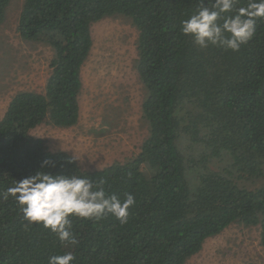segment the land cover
<instances>
[{
	"label": "trees",
	"instance_id": "obj_1",
	"mask_svg": "<svg viewBox=\"0 0 264 264\" xmlns=\"http://www.w3.org/2000/svg\"><path fill=\"white\" fill-rule=\"evenodd\" d=\"M10 1L0 0V25ZM199 6L200 0H24L19 36L49 44L54 55L44 91L18 92L0 119V191L51 158L56 167L44 170L102 178L109 194L132 193L136 205L123 225L111 215L72 218L78 244L64 246L42 224L26 228L15 200L0 197V264H48L51 255L69 251L73 264H186L232 224L260 227L264 247V184L240 183L264 177V21L239 51L202 49L181 32ZM113 15L131 18L138 30L148 136L135 157L88 170L32 130L78 122L91 27ZM217 161L228 165L213 169Z\"/></svg>",
	"mask_w": 264,
	"mask_h": 264
},
{
	"label": "rangeland",
	"instance_id": "obj_2",
	"mask_svg": "<svg viewBox=\"0 0 264 264\" xmlns=\"http://www.w3.org/2000/svg\"><path fill=\"white\" fill-rule=\"evenodd\" d=\"M24 0H11L0 25V119L20 91L42 92L54 55L49 44L22 39L18 22ZM93 46L81 70L80 116L71 127L44 122L32 130L52 150L78 157L82 168L96 170L135 157L148 136L142 104L146 91L139 79L138 30L132 19L113 15L93 23ZM228 164L217 161L213 169ZM248 188L264 184V177L240 180ZM264 264L258 226L232 224L208 238L186 264Z\"/></svg>",
	"mask_w": 264,
	"mask_h": 264
},
{
	"label": "clouds",
	"instance_id": "obj_3",
	"mask_svg": "<svg viewBox=\"0 0 264 264\" xmlns=\"http://www.w3.org/2000/svg\"><path fill=\"white\" fill-rule=\"evenodd\" d=\"M264 21V0H200V6L188 19L181 22V32L190 36L200 48L216 46L233 52L248 44L256 35L257 26ZM76 154L67 160L75 163ZM57 162L46 158L41 169L0 191L6 201L13 198L24 219L25 227L42 224L64 246L78 244L72 231V218L102 220L114 216L127 224L130 209L136 205V197L127 193L123 199L109 194L104 179L77 174H52L47 167H56ZM73 252L51 255L48 264H73Z\"/></svg>",
	"mask_w": 264,
	"mask_h": 264
}]
</instances>
